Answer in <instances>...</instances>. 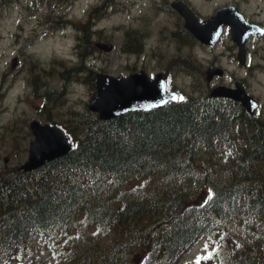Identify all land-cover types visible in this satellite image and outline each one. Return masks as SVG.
<instances>
[{
	"label": "trees",
	"instance_id": "1",
	"mask_svg": "<svg viewBox=\"0 0 264 264\" xmlns=\"http://www.w3.org/2000/svg\"><path fill=\"white\" fill-rule=\"evenodd\" d=\"M82 67L83 60L75 68ZM46 92L51 95L49 89ZM230 111L227 116L218 104L198 109L193 100H187L149 114L82 120L85 136L74 151L37 171L14 168L0 177V263L30 257L31 262L36 248L33 237L82 215L84 222L95 220L117 234L112 247L101 253L105 264H125L138 245L146 247L147 255L158 264H183L181 256L216 221L254 211L262 219L258 230L248 227L246 244L224 248L217 264H264L261 125L254 123L253 132L259 138L238 152L228 184L209 181L207 175L200 178L202 150L210 149L221 136H230L236 126L243 131L239 110L232 106ZM131 177L151 180V184L160 178L167 186L157 192L137 189L135 197L118 195ZM66 263L79 264L72 256Z\"/></svg>",
	"mask_w": 264,
	"mask_h": 264
},
{
	"label": "rangeland",
	"instance_id": "2",
	"mask_svg": "<svg viewBox=\"0 0 264 264\" xmlns=\"http://www.w3.org/2000/svg\"><path fill=\"white\" fill-rule=\"evenodd\" d=\"M262 1L252 2L249 12L255 9L257 3L260 8H264ZM96 3L97 0H0V177L9 175L26 160L31 140L28 124L32 120H54L63 125L72 116L73 107L82 109L81 103L88 102L92 87L87 82L75 86L77 92L71 94L70 98H60L58 101L46 100L45 91L41 89L45 83L62 78L61 73L65 68L78 62L79 36L88 33L89 40L92 38L93 41L95 32H98L96 37L101 41L114 43V49L105 52L94 47V42L87 41L93 48L92 54L86 56L92 61L91 67L96 65L115 76H127L136 71L133 65L138 62L137 57L125 55L122 46L127 43L124 42L126 35L134 43L137 41L142 44L140 40L143 33L151 31L146 20L151 14L147 4L141 1L126 10H110L102 21L95 18ZM145 46L150 57L151 51H157L156 46ZM74 49L76 54H73ZM154 66L155 63L148 60L141 68L154 71ZM65 76H68L69 84L76 83L79 78L78 73H65ZM244 77L249 79L250 87L260 96L264 106V75L247 77L244 74ZM180 79L179 84L182 86V77ZM184 90L188 93V84ZM72 123L70 128L79 131L80 127ZM241 133L236 126L230 136L223 135L212 144L210 150H202L198 155V168L203 174L202 177L198 175V178L206 179L207 175L209 181L228 184L233 173L231 170L236 167L238 152L242 151ZM197 181L191 183L195 185ZM151 183L130 178L122 187L124 192L118 195L129 193V197H135L137 189L153 190ZM172 188H175L174 184ZM261 221V216L254 211H247L243 216L238 215L223 223L216 221L207 237L190 248L183 260L188 264L220 263L219 253L224 248L246 244L250 235L247 228L256 232ZM80 233L87 241L77 242ZM116 237L117 234L107 225L91 220L82 226V222L77 220L51 235L36 239L37 253L31 262L12 260L6 264H68L66 258L73 256L74 250V260L79 264H103L101 253L112 247ZM134 251L128 255V264L143 260V249L135 248ZM142 263L158 264L153 259Z\"/></svg>",
	"mask_w": 264,
	"mask_h": 264
},
{
	"label": "flooded vegetation",
	"instance_id": "3",
	"mask_svg": "<svg viewBox=\"0 0 264 264\" xmlns=\"http://www.w3.org/2000/svg\"><path fill=\"white\" fill-rule=\"evenodd\" d=\"M147 4L151 14L146 20L151 31L143 33L142 39L147 45L166 43L168 45L188 44L190 51L189 73L194 77V94H203L212 88L225 85L234 87L240 82L242 88L259 102V108L254 115H250L242 107L244 117L255 119L262 123L264 120L263 104L260 96L250 87L247 77L264 75V8L257 3L254 10L249 12V7L255 0H141ZM140 1V2H141ZM140 2L133 0H97L95 12L97 18L103 19L110 10H126L129 6L138 5ZM121 4L122 7H121ZM186 5L194 14L196 32L186 28V21L180 14L178 6ZM264 6V1H262ZM223 8H231L225 13V18L213 21L211 28L218 25L223 26L219 38L215 42H204L201 40L197 27L206 26L217 11ZM239 16L248 22L252 32L244 40H236L229 21ZM152 20V22H151ZM223 22V23H222ZM222 23V24H220ZM154 25V26H153ZM143 32V31H142ZM179 48L177 47V50ZM243 53V54H242ZM181 60L167 55L155 63L154 71L148 72L152 75L163 72L168 76V88L175 90L178 85L172 78L180 68ZM210 69L218 70L208 83L206 78ZM257 74V75H256ZM240 77V79H238ZM231 81L228 82V80ZM174 88V89H173ZM212 101L222 102L228 105L231 101L214 98Z\"/></svg>",
	"mask_w": 264,
	"mask_h": 264
},
{
	"label": "water",
	"instance_id": "4",
	"mask_svg": "<svg viewBox=\"0 0 264 264\" xmlns=\"http://www.w3.org/2000/svg\"><path fill=\"white\" fill-rule=\"evenodd\" d=\"M109 49V47H107ZM95 92L92 94L89 109L98 112L99 118L109 120L131 111H150L163 107L168 101H177L175 93L165 91V80L156 77L150 80L143 73L129 77H113L97 73L92 78ZM213 96H227L224 90L216 89ZM237 100L240 98L237 97ZM251 98L242 99L250 113L255 109ZM30 128L35 139L30 142L27 161L21 165L25 171L42 167L46 162L65 156L74 149V144L63 132L50 125L33 121Z\"/></svg>",
	"mask_w": 264,
	"mask_h": 264
},
{
	"label": "snow or ice",
	"instance_id": "5",
	"mask_svg": "<svg viewBox=\"0 0 264 264\" xmlns=\"http://www.w3.org/2000/svg\"><path fill=\"white\" fill-rule=\"evenodd\" d=\"M206 200H210L211 199V197L210 196H206V198H205ZM198 264H199V262H198Z\"/></svg>",
	"mask_w": 264,
	"mask_h": 264
},
{
	"label": "bare ground",
	"instance_id": "6",
	"mask_svg": "<svg viewBox=\"0 0 264 264\" xmlns=\"http://www.w3.org/2000/svg\"><path fill=\"white\" fill-rule=\"evenodd\" d=\"M199 148V147H198ZM169 170V169H168ZM178 173V172H177ZM182 175H183V173H182ZM116 258V257H115ZM118 261V260H117Z\"/></svg>",
	"mask_w": 264,
	"mask_h": 264
}]
</instances>
